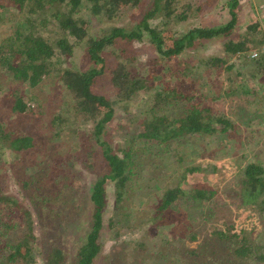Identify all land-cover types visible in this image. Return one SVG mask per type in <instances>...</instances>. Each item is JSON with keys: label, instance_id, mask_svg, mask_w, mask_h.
Segmentation results:
<instances>
[{"label": "trees", "instance_id": "obj_1", "mask_svg": "<svg viewBox=\"0 0 264 264\" xmlns=\"http://www.w3.org/2000/svg\"><path fill=\"white\" fill-rule=\"evenodd\" d=\"M7 1L18 12L19 18L0 36V76H5L10 83L34 87L52 72L59 73L66 92L62 97L64 105L71 108L76 116L83 115L86 121L92 122L93 137L100 148L104 165L96 174L89 196L86 199L76 198L80 193H73L69 189L73 187L75 191L76 185L72 182L74 169L71 168L69 172V165H65V170L58 164H51L47 158L43 162L34 158L31 161L27 154L38 146V137L23 134L0 121V177L6 153L13 163L18 160L23 162L21 157L26 158V162L20 167L23 176L21 174L22 178H16L21 197L5 194L0 186V204L18 214V218L11 217L9 220L0 216V264H93L101 250L100 236L103 230V213L107 208V185L113 183L115 210H120L128 181L134 173L136 153L131 150V138L165 143L188 135H211L231 127L224 116L212 114L211 109L202 101L195 100L194 94L167 80L160 84L162 71L152 75L155 83L149 85V80L132 67L127 53L130 45L147 38L148 48L153 54L151 62L157 65L165 62V66L172 69L169 63L177 56L196 50L203 42L213 39L225 38L224 55L242 56L264 40V32L260 29L258 20L250 23L244 32H237L234 0L228 3L230 19L225 24L213 27L194 26L180 34L172 30L173 25L187 17L184 13L175 15V0H150L147 5L144 0ZM139 8L142 9L140 16L134 18L130 15L131 23L110 26L99 36L90 34V20L83 16V13H87L100 21H118L123 18L125 9ZM158 19L160 23L151 24ZM259 34L262 39H258ZM75 47H80L84 52L85 61L83 60L81 67H57L56 57L71 56ZM109 52L114 57L110 64L106 58ZM246 60L264 69V54L257 60ZM225 63V56H210L201 60L202 65H209L214 69H220ZM232 67V64H228L225 68L229 70ZM103 80L113 90V95L97 92L96 88ZM141 92L149 93L150 98L145 103L148 109L142 116L141 126L137 133H133V130L131 137L123 138L127 143L125 147L116 150L105 139L115 107L119 106L125 113H130V106ZM28 97L29 100L34 99L32 95ZM24 98L23 94L12 96L13 114L30 112ZM174 110L179 112L172 115ZM62 115L53 117L51 124L59 127L58 119ZM60 122L63 123L64 120L61 119ZM60 132L59 129L58 133ZM71 164L73 165L72 162ZM46 168L48 170L44 172ZM25 169L29 170L26 175ZM196 169H200V166L190 167L188 171ZM44 178L50 181L51 187L45 189ZM239 184L240 202L256 206L259 213L264 215L263 166L257 162L246 164ZM214 194L213 190L195 189L193 200L201 205ZM184 195L185 192L179 187L163 189L152 210V219L145 221L155 222L159 215L172 208L174 201ZM84 212L88 217L81 227L79 245L76 252L68 257L64 249L65 237L72 232L73 226ZM35 217L39 234L35 233ZM15 228L17 232H12ZM15 234L19 237L15 242H9L8 236ZM116 235L119 236L120 233L116 232ZM176 237L173 235L168 241V250L159 249L151 254L149 264L264 262L262 248L246 232L213 231L201 241L198 248L179 244ZM191 239L197 238L192 234ZM161 246L162 244L159 247ZM107 264L118 263L110 259ZM120 264L136 262L127 259Z\"/></svg>", "mask_w": 264, "mask_h": 264}, {"label": "rangeland", "instance_id": "obj_2", "mask_svg": "<svg viewBox=\"0 0 264 264\" xmlns=\"http://www.w3.org/2000/svg\"><path fill=\"white\" fill-rule=\"evenodd\" d=\"M144 2L147 5L150 0ZM231 2L233 0H175V15L184 13L187 18L175 23L172 30L180 34L194 26L223 25L230 19L228 3ZM234 2L237 32H244L255 20L260 22V29L264 32V0ZM141 11L140 8L125 9L123 18L118 21H100L87 13H83V16L90 20V34L99 36L110 26L131 23L130 15L137 18ZM18 18V12L10 7L8 1L0 0V36ZM160 19L152 21L151 24L160 23ZM259 38L262 39L261 34ZM219 39L205 41L196 50L180 54L169 63L172 69L165 66V62L158 65L151 62L153 54L148 48L147 38L133 42L128 48L127 53L133 69L148 79L149 85L155 83L153 77L162 71L160 84L167 80L172 85L194 94L195 100L202 101L211 109L212 114L224 116L231 127L211 135H188L165 143L131 138V150L136 153L134 173L128 181L120 210H115L113 183L107 185L108 199L103 213L101 250L93 264H107L110 259L118 264L127 259L136 264H149L150 255L155 251L168 250V241L173 235L177 236L175 239L179 244L198 248L210 232L218 230L229 233L237 231L240 234L246 232L264 252V215L259 213L256 206L242 204L238 195L244 166L257 162L264 168V128H259L258 132L251 126L252 120L253 126L264 122V91L259 90V85L264 87V71L254 62L246 60L244 54L224 55L225 38ZM210 56H225L227 63L220 69L209 65L205 67L201 60ZM106 58L108 64L113 63L114 57L110 52ZM83 60L85 61L84 52L80 47H75L71 56H57L55 59L57 67H81ZM228 64L233 67L226 70ZM8 80L5 76H0V121L23 134L38 137V146L27 154L31 161L34 158L43 162L47 158L51 164H58L61 168L69 165V172L71 168L74 169L72 182L76 185L75 191L73 187L69 189L73 193H80L74 195L76 198L86 199L97 172L104 165L100 148L93 137L92 122L86 121L83 115L76 116L71 108L65 107L62 97L66 92L59 73L52 72L34 87L17 82L10 83ZM96 90L107 96L114 94L105 80ZM21 94L25 95L30 112L15 115L11 111L14 102L12 96ZM30 95L34 97L33 100H29ZM148 95L149 93L141 92L130 106V113H125L119 106L115 107L105 136L114 149L125 147L127 143L123 138L131 137L133 130V133H137L142 116L148 109L145 105L150 100ZM178 112L174 110V114L170 113L176 115ZM59 114L63 115L58 119V127L51 124V119ZM61 119L64 120L63 123L60 122ZM21 159L23 162L18 160L13 163L6 153L0 177V186L5 194L16 198L21 197L16 178H22L20 167L26 162V158ZM197 165L200 169L188 171V168ZM46 170L48 168L44 172ZM28 172V169L24 170L25 175ZM43 180L45 189L51 187L50 181L45 178ZM167 187H179L185 195L174 201L172 208L159 215L158 220L147 223L145 220L153 217L152 210L156 206L160 191ZM195 189L213 190L215 194L210 200L198 205L193 200ZM17 215L0 204V216L4 220L18 218ZM87 217V213H81L72 232L65 237L64 249L68 257L76 252L81 227ZM35 224V233L39 234L37 220ZM16 228L12 232H17ZM116 232L120 235L117 236ZM192 234L196 240L191 239ZM18 237V234L8 236V241L15 242Z\"/></svg>", "mask_w": 264, "mask_h": 264}, {"label": "built area", "instance_id": "obj_3", "mask_svg": "<svg viewBox=\"0 0 264 264\" xmlns=\"http://www.w3.org/2000/svg\"><path fill=\"white\" fill-rule=\"evenodd\" d=\"M262 54H264V40L261 45L244 53L245 57L251 60H257Z\"/></svg>", "mask_w": 264, "mask_h": 264}, {"label": "crops", "instance_id": "obj_4", "mask_svg": "<svg viewBox=\"0 0 264 264\" xmlns=\"http://www.w3.org/2000/svg\"><path fill=\"white\" fill-rule=\"evenodd\" d=\"M261 69H262V68H261ZM262 70L264 71V69H262ZM263 83H264V82H263ZM259 86H260V87H259V90L263 92V91H264V90H263V88H264L263 85H259ZM250 91H251V90H250ZM247 92H248V91H245V93H247ZM248 95H249V94H248ZM263 101H264V100H263ZM263 104H264V103H263ZM253 122H254V121L252 120V124H251V126H252V128L255 127V130H256V131H258L259 128H261V127L264 128V122H259V124L256 125V126H253ZM258 132H259V131H258ZM262 162H263V161H262Z\"/></svg>", "mask_w": 264, "mask_h": 264}]
</instances>
